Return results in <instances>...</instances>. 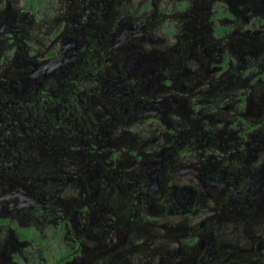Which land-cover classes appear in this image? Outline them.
<instances>
[{"label":"flooded vegetation","instance_id":"flooded-vegetation-1","mask_svg":"<svg viewBox=\"0 0 264 264\" xmlns=\"http://www.w3.org/2000/svg\"><path fill=\"white\" fill-rule=\"evenodd\" d=\"M0 264H264V0H0Z\"/></svg>","mask_w":264,"mask_h":264}]
</instances>
